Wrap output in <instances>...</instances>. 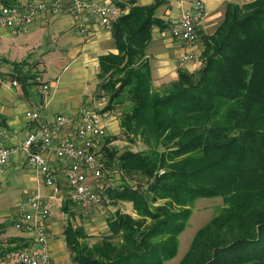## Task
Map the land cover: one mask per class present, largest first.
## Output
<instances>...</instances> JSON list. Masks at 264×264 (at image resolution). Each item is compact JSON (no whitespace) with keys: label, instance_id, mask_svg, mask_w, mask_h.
I'll return each mask as SVG.
<instances>
[{"label":"trees","instance_id":"trees-1","mask_svg":"<svg viewBox=\"0 0 264 264\" xmlns=\"http://www.w3.org/2000/svg\"><path fill=\"white\" fill-rule=\"evenodd\" d=\"M164 2L116 1L128 7L112 22L116 52L98 58L100 112L128 101L120 132L143 144L111 149L107 135L103 166L120 182L103 193L135 214L117 209L96 236L68 221L67 249L78 264H162L177 252L193 200L220 196L179 264H264V0L227 2L214 31L200 35V66L179 67L156 90L146 47L155 26L167 27L155 14Z\"/></svg>","mask_w":264,"mask_h":264},{"label":"crops","instance_id":"crops-1","mask_svg":"<svg viewBox=\"0 0 264 264\" xmlns=\"http://www.w3.org/2000/svg\"><path fill=\"white\" fill-rule=\"evenodd\" d=\"M40 1H44L47 8L31 23L27 32L0 27V126L8 130L3 143L13 148L8 163L0 172V264H19L17 251L34 242L32 234L14 226L18 206L30 195L39 194L50 204V215L45 225L53 264H78L67 255L64 228L68 221L96 236L106 230L107 217L117 209L135 214L132 203L128 201L108 200L106 206L79 207L66 180L68 160L47 150L44 156L53 172L54 183L59 187L54 194L42 173L29 166L25 153L16 148L33 125L25 116L28 110L38 111L40 120L51 122L60 113L70 112L74 116L83 106L103 105L104 98L97 101L93 97L98 84V58L102 54L116 52L111 32L97 19L86 17L87 31L80 33L74 25L75 17L64 7L54 11L49 0H9L7 3ZM103 1L125 3L128 0ZM134 1L146 5L154 0ZM246 1L249 0H202L205 13L197 27L198 40L188 47L184 42L173 39L169 32L187 6V0H166L155 14L167 27L155 26L146 47L153 78L176 79L180 67L177 61L179 53L189 48L200 57V35L214 31L223 17L225 4ZM120 8L124 13L128 9ZM24 60L26 62L17 64ZM198 66L189 64L183 68L193 71ZM22 74L28 75L25 82L17 78ZM43 84L48 85L47 90L43 89ZM108 116V134L116 135L120 130L118 120L114 115Z\"/></svg>","mask_w":264,"mask_h":264},{"label":"built area","instance_id":"built-area-1","mask_svg":"<svg viewBox=\"0 0 264 264\" xmlns=\"http://www.w3.org/2000/svg\"><path fill=\"white\" fill-rule=\"evenodd\" d=\"M54 11L63 7L75 17V28L80 33L87 31L85 18L97 19L106 30L111 31L112 22L124 11L115 3L103 0H49ZM47 8L44 1L4 3L0 1V27L17 32H27L31 23ZM202 0H187V6L173 23L169 32L173 39L192 47L198 40L197 27L204 17ZM178 65L201 64L199 56L186 49L177 57ZM13 85L16 82L13 81ZM48 85L43 84L47 90ZM25 116L33 122L20 145L26 161L33 164L43 175L45 183L52 186L53 193L59 191L44 152L51 150L58 157L68 160L66 173L68 186L73 190V198L81 208L100 205L107 201L103 193V147L108 135L107 114L91 106H83L77 115L57 114L51 122L40 120L39 112L28 110ZM8 130L0 126V172L8 163L12 147L3 143ZM161 170L159 173L162 174ZM50 215V204L39 194L30 195L17 208L14 226L33 235L34 242L16 253L19 264H53L50 258L48 232L45 221Z\"/></svg>","mask_w":264,"mask_h":264},{"label":"rangeland","instance_id":"rangeland-1","mask_svg":"<svg viewBox=\"0 0 264 264\" xmlns=\"http://www.w3.org/2000/svg\"><path fill=\"white\" fill-rule=\"evenodd\" d=\"M43 73H44V71H43ZM44 78H46L45 75H44ZM153 80H154L153 86H154V89H156V90L160 89L163 83H168L169 81H171L170 79L157 80L154 78H153ZM35 87L38 88V85L35 84ZM102 98H104L105 103L103 105L98 106V107L94 106L95 108L101 109L102 107H104L106 105L107 98L106 97H102ZM102 98H95L94 97V99H96L97 101H100ZM129 106H130V103L128 101L123 100L122 104L120 106H117L108 115H114L117 118L118 123H119V118H120L122 111L128 109ZM91 107H93V106H91ZM65 114L71 115L70 112L69 113L65 112ZM108 115L106 116V118L109 117ZM113 136H114L113 139H111V141L108 140V143H107L111 149H113V147H118L120 150H123L127 147H131L133 149H138V148H141L143 146V144L141 142L131 144L128 141L127 136L122 134L120 132V130L116 135H113ZM28 164L31 167H35L33 164H30V163H28ZM27 168H29V167H27ZM103 181H104L103 182V190L105 189L106 186L116 185L117 183L120 182L118 172L115 170L104 171ZM108 200L109 199H107V201ZM107 201H104L101 205L102 206L103 205L106 206V204L108 205V203H106ZM221 206H222V198L220 196H214V197L199 196V197L195 198L193 200V202L190 204L191 214L188 217L183 230L181 231V233L178 236L177 252L173 257L164 260L162 262V264H179L181 258L183 257V255L188 250L190 243H191V240H192L196 230L201 225H203L206 221H208L210 218H212L215 214H217L219 212ZM66 250H67V255L70 256V253H69L67 247H66ZM50 258L52 261L51 250H50ZM52 263H53V261H52Z\"/></svg>","mask_w":264,"mask_h":264}]
</instances>
